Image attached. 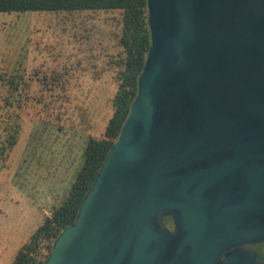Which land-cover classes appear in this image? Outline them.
Here are the masks:
<instances>
[{
	"label": "water",
	"instance_id": "95a60500",
	"mask_svg": "<svg viewBox=\"0 0 264 264\" xmlns=\"http://www.w3.org/2000/svg\"><path fill=\"white\" fill-rule=\"evenodd\" d=\"M145 8L128 112L43 264H264L251 247L264 240V0Z\"/></svg>",
	"mask_w": 264,
	"mask_h": 264
},
{
	"label": "rangeland",
	"instance_id": "374dc122",
	"mask_svg": "<svg viewBox=\"0 0 264 264\" xmlns=\"http://www.w3.org/2000/svg\"><path fill=\"white\" fill-rule=\"evenodd\" d=\"M117 18L116 11L0 12V76L18 88L9 106L0 81V115L15 112L20 123L17 141L0 153V264H11L66 196L87 138L103 134L117 87Z\"/></svg>",
	"mask_w": 264,
	"mask_h": 264
},
{
	"label": "trees",
	"instance_id": "16d2710c",
	"mask_svg": "<svg viewBox=\"0 0 264 264\" xmlns=\"http://www.w3.org/2000/svg\"><path fill=\"white\" fill-rule=\"evenodd\" d=\"M87 10L118 13L120 31L115 34V38L120 50L112 60L116 66L114 78L117 84L111 98L112 114L101 137L87 138L82 165L76 172L66 196L49 215L44 216L42 223L18 248L11 264H43L55 237L62 228L73 221L81 199L94 180L128 112L136 91V77L149 46V36L145 21V0H0V12ZM5 75L4 73V76H0V81L6 80L7 89V94L2 100L11 106V98L18 99V88L16 80ZM7 113L6 116L0 115V153L3 158L17 141L20 128L17 114ZM42 249H45V252Z\"/></svg>",
	"mask_w": 264,
	"mask_h": 264
},
{
	"label": "flooded vegetation",
	"instance_id": "af4514ba",
	"mask_svg": "<svg viewBox=\"0 0 264 264\" xmlns=\"http://www.w3.org/2000/svg\"><path fill=\"white\" fill-rule=\"evenodd\" d=\"M234 207V209H233ZM238 206L234 203H229L225 208V224L227 227L231 226L230 222L234 218V221H237L238 218ZM233 221V222H234ZM163 224L164 226L171 232H176L178 237H182L188 239L190 237V232L193 230L192 225H190L189 221L182 220L180 217H173L170 215H165L163 217ZM230 224V225H229ZM251 247L259 257H264V240L257 241L251 243Z\"/></svg>",
	"mask_w": 264,
	"mask_h": 264
}]
</instances>
